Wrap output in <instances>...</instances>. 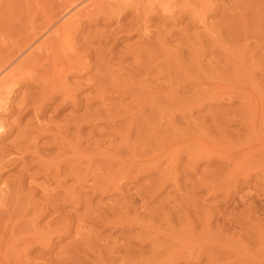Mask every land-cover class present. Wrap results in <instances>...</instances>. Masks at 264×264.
Segmentation results:
<instances>
[{"label":"rangeland","instance_id":"obj_1","mask_svg":"<svg viewBox=\"0 0 264 264\" xmlns=\"http://www.w3.org/2000/svg\"><path fill=\"white\" fill-rule=\"evenodd\" d=\"M85 1L0 0V66ZM159 1L97 4L22 69L0 264H264V0Z\"/></svg>","mask_w":264,"mask_h":264},{"label":"bare ground","instance_id":"obj_2","mask_svg":"<svg viewBox=\"0 0 264 264\" xmlns=\"http://www.w3.org/2000/svg\"><path fill=\"white\" fill-rule=\"evenodd\" d=\"M83 1H85V0H83ZM126 2V1H128V0H94V1H88L87 0V2L85 1V2H82V3H77V2H71V3H67L68 5H66L65 6V15L63 16V17H61L60 18V24L59 25H54V24H49L48 26H47V28L45 29V31L42 33V36H40L42 39L41 40H37L35 43H34V45L32 44L30 47H27V49H29V50H27L28 51V53L26 54L25 53V55L24 54H22V53H19V57H21V58H19L16 54V56L19 58V60L14 64V65H12V63L11 64H9V63H7V64H9V65H6V66H4L5 64L4 63H2V65L0 66V110L1 111H7V109L9 108V106L11 105L10 104V102H11V97L13 96V94L15 93V91H16V84H17V82H18V80L19 79H21L22 77H21V71H22V73H23V71L24 70H22V69H26L25 67L27 66V68H30L31 66H29L28 67V64L31 62V61H34L33 59H34V57H36L37 55H39L40 54V56H41V54H42V56L44 55V54H48L51 50H49V47H50V43L52 42V41H54L52 38H59V39H61L63 42H67V44L69 43V34H70V29H72V27L73 26H75L76 25V23L79 21V18H80V16L82 15H84L83 13L84 12H88V11H91L90 9H94L95 8V6H97V4H101V5H107V6H114V5H118V4H121L122 2ZM134 1V0H133ZM155 2V0H152V2ZM159 1V0H158ZM163 1V0H162ZM129 2H131V1H129ZM152 2H150V3H152ZM149 3V2H148ZM123 4V3H122ZM132 4V3H131ZM124 5V4H123ZM157 5H159L160 6V8L163 10V11H166V12H168L169 11V9H168V6H166V4H162V2H157ZM169 5V4H168ZM63 6H61V8H62ZM123 7V6H122ZM151 7V6H150ZM169 8H171V7H169ZM174 9V8H173ZM99 11V10H98ZM101 11V10H100ZM170 11H171V9H170ZM203 11V10H202ZM164 13V12H163ZM195 13V12H194ZM174 14V13H173ZM202 14V13H201ZM172 15V14H171ZM204 15H202V16H199V18L201 19V17H203ZM201 21H203V19L201 20ZM201 23V22H200ZM203 23V22H202ZM205 23V22H204ZM53 25V26H52ZM55 26V28H53ZM75 27H77V26H75ZM207 28H209V27H207ZM43 31V30H42ZM72 32V31H71ZM39 33H40V31H39ZM38 34V33H37ZM34 36V35H33ZM71 37H72V35H71ZM52 39V40H51ZM35 41V40H34ZM50 42V43H49ZM56 42V41H55ZM48 43H49V45H48ZM60 43V42H59ZM30 44V43H29ZM55 44V43H54ZM59 45V44H58ZM29 46V45H28ZM61 46H63L64 48H65V46L64 45H62V42H61ZM52 47V46H51ZM50 47V48H51ZM62 47V48H63ZM19 48V47H18ZM54 48H56L55 46H54ZM59 49V48H58ZM67 49V51H69L68 50V48H66ZM21 50V49H20ZM19 50V51H20ZM16 52V51H15ZM24 52H26L25 50H24ZM54 51L52 50V52L51 53H53ZM75 52V51H74ZM44 53V54H43ZM68 53V52H67ZM50 54V53H49ZM48 54V55H49ZM53 54H55V53H53ZM13 55H14V53H13ZM56 55H57V53H56ZM56 55H55V57H56ZM63 55H65V54H63ZM62 55V56H63ZM45 56V55H44ZM76 56V55H75ZM11 57V56H10ZM48 57H52V56H48ZM65 57V58H64ZM64 57H61V58H64V59H66V56H64ZM57 58H58V55H57V57L56 58H54V60H53V57H52V65H53V62H54V67L55 68H57L58 67V65L59 66H62V65H64L62 62H60V64H59V62L57 61ZM70 58V57H69ZM68 58V59H69ZM78 57H76V59H77ZM16 59V58H15ZM43 59V58H42ZM47 59V58H46ZM59 59V58H58ZM64 59H62L63 61H64ZM45 60V59H44ZM50 60V59H49ZM61 60V61H62ZM12 61V60H11ZM47 61V60H46ZM56 61L58 62V63H56ZM76 61H80L79 59L78 60H76ZM12 62H14V61H12ZM43 62V61H42ZM50 62V61H49ZM69 62V61H68ZM74 62V61H73ZM34 63V62H33ZM40 63V62H39ZM48 63V62H47ZM70 63V62H69ZM38 63L37 62H35V65H37ZM50 64V63H49ZM30 65V64H29ZM39 66H40V64H38ZM73 65V64H72ZM71 65V63H70V67L69 66H63L62 68H59V71H65L66 69H70V70H72V68H75V66L77 67V65H75V62H74V66H72ZM85 65V64H84ZM33 66V65H32ZM48 66V65H47ZM53 66H52V69H53ZM71 66H72V68H71ZM78 66H80V65H78ZM81 66H83V65H81ZM37 68H39V67H37ZM80 68V67H79ZM83 68V67H82ZM31 69V68H30ZM35 69V68H34ZM58 69V68H57ZM28 70V69H27ZM32 70V69H31ZM39 70V69H38ZM37 70V71H38ZM41 70V69H40ZM43 70V69H42ZM76 70V69H75ZM79 70H81V69H79ZM30 71V70H29ZM58 71V72H59ZM73 71V70H72ZM26 72H28V71H26ZM33 72H34V70H33ZM45 72H49V71H45ZM78 72V71H77ZM39 73V72H38ZM57 73V72H56ZM27 74V73H26ZM54 74V73H53ZM31 75H32V73H31ZM37 75V74H36ZM57 75V74H56ZM67 75V74H66ZM29 76H30V74H29ZM54 76H55V74H54ZM59 76V78L62 80V78H61V76L60 75H58ZM21 77V78H20ZM33 77V76H32ZM37 78V77H36ZM55 78V77H54ZM27 79V78H26ZM33 79V78H32ZM63 79H65V78H63ZM54 80V79H53ZM35 81V80H34ZM58 81H60V80H58ZM52 82V81H51ZM66 88V87H65ZM66 90V89H65ZM66 94V93H65ZM67 95V94H66ZM13 100V99H12ZM11 107V106H10ZM2 124H4L3 122H0V126H3ZM1 133V132H0ZM14 143V142H13ZM10 148H11V146H10ZM13 149H15V148H13ZM9 150V149H8ZM10 153V152H9ZM15 153V152H14ZM24 153H26V151L24 152ZM16 154V153H15ZM16 157V156H15ZM32 177V176H31ZM4 181V180H3ZM31 181V180H30ZM22 182V181H21ZM3 187H6V185H4V183L2 182V183H0V206H3L4 205V201H5V196H6V190H3L4 188ZM20 190V189H19ZM10 192V191H9ZM8 197V196H7ZM10 198V197H9ZM30 199V198H29ZM9 200V199H8ZM28 201V200H27ZM29 203V202H28ZM37 203V202H36ZM34 204V203H33ZM53 204H55V203H53ZM5 206H7V205H5ZM30 206V205H29ZM56 206V205H55ZM45 208V207H44ZM43 209V208H42ZM49 209V208H48ZM37 210V209H36ZM44 210V209H43ZM2 211V210H1ZM39 212V211H38ZM8 213V212H7ZM36 213V212H35ZM34 215V214H33ZM5 216H7V215H5ZM10 216V215H9ZM10 221V220H9ZM6 222V221H5ZM11 222V221H10ZM8 223V222H7ZM6 224V223H5ZM5 226V225H4ZM6 228V227H5ZM36 228V227H35ZM12 229V228H11ZM6 230V229H5ZM11 234H13V233H11ZM11 236V235H10ZM35 236V235H34ZM37 236V235H36ZM37 238H38V236H37ZM7 248V247H6ZM6 250V249H5ZM4 255V254H3ZM6 255V254H5ZM6 257H8V256H6ZM23 257H24V255H23ZM4 258V257H3ZM22 258V257H21ZM6 261H7V259H5ZM1 262V261H0Z\"/></svg>","mask_w":264,"mask_h":264},{"label":"clouds","instance_id":"obj_3","mask_svg":"<svg viewBox=\"0 0 264 264\" xmlns=\"http://www.w3.org/2000/svg\"><path fill=\"white\" fill-rule=\"evenodd\" d=\"M2 131H4V129H3V127H2V126H0V132H2Z\"/></svg>","mask_w":264,"mask_h":264}]
</instances>
